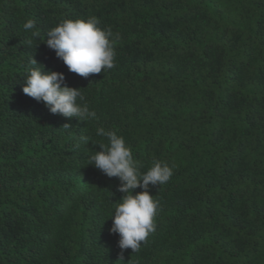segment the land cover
Wrapping results in <instances>:
<instances>
[{
  "label": "trees",
  "instance_id": "trees-1",
  "mask_svg": "<svg viewBox=\"0 0 264 264\" xmlns=\"http://www.w3.org/2000/svg\"><path fill=\"white\" fill-rule=\"evenodd\" d=\"M91 16L119 39L115 66L84 78L44 42ZM32 67L63 72L97 118L25 95ZM99 127L142 172L175 165L150 189L156 231L123 258L109 229L125 194L89 165ZM0 264H264V0H0Z\"/></svg>",
  "mask_w": 264,
  "mask_h": 264
},
{
  "label": "clouds",
  "instance_id": "clouds-1",
  "mask_svg": "<svg viewBox=\"0 0 264 264\" xmlns=\"http://www.w3.org/2000/svg\"><path fill=\"white\" fill-rule=\"evenodd\" d=\"M22 27L25 31H31L35 22L29 19ZM32 36L38 37L39 32L32 31ZM118 39L119 34H114L110 26L102 27L100 19L91 16L87 19L64 20L47 32L44 43L49 49L55 50L56 56L62 59L70 72L88 78L91 74H100L115 66V43ZM31 64L37 65L38 62L33 58ZM80 89L70 87L63 72L41 71L40 68L32 67L22 90L37 102H43L52 114L68 119L77 118L81 122L96 119V112L84 102L85 97ZM63 126L68 128L71 124L65 123ZM96 135L105 137L108 143L99 144L101 150L89 157V165L109 178H118V191L125 194L115 204L109 229L110 234L119 237L117 247L120 249V258H123L127 249L137 252L141 243L156 231L155 220L160 207L150 189L166 184L174 174L175 165L154 160L152 166L142 172L123 136L104 127L97 128ZM90 139L88 136L81 137L85 144ZM137 188L142 191L136 192Z\"/></svg>",
  "mask_w": 264,
  "mask_h": 264
}]
</instances>
